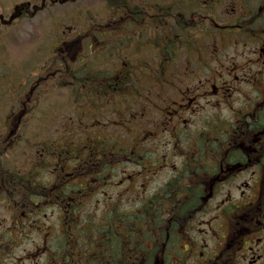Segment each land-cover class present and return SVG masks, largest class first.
I'll return each instance as SVG.
<instances>
[{
  "label": "flooded vegetation",
  "instance_id": "obj_1",
  "mask_svg": "<svg viewBox=\"0 0 264 264\" xmlns=\"http://www.w3.org/2000/svg\"><path fill=\"white\" fill-rule=\"evenodd\" d=\"M198 1V11L157 20L152 30L130 20L90 27V52L110 65L73 87L89 132L73 124V134L52 142L46 119L32 137L6 122L2 158L10 164H0V201L12 223L0 228V264L27 239L37 264H264V0H236L230 20L218 18L223 0ZM207 28L241 43L218 41L207 52L200 48ZM183 50L186 71L173 67ZM143 52L153 64L138 65ZM196 60L202 69L192 67ZM166 72H188L189 82L160 124L127 118L126 104L150 89L142 81L157 76L167 86L159 77ZM80 135L81 144L68 142ZM15 155L25 158L17 172ZM128 202L156 212H113Z\"/></svg>",
  "mask_w": 264,
  "mask_h": 264
},
{
  "label": "rangeland",
  "instance_id": "obj_2",
  "mask_svg": "<svg viewBox=\"0 0 264 264\" xmlns=\"http://www.w3.org/2000/svg\"><path fill=\"white\" fill-rule=\"evenodd\" d=\"M40 0H0V14L8 19L14 12L16 5L20 3L37 4ZM154 4L165 5L172 4L173 6L183 7L193 0H151ZM236 0H223L219 6L218 18L221 20H230L234 16L233 4ZM112 19V15L109 9L106 7V0H76L73 3L61 4L52 7L48 10L38 12L34 16H26L11 24L0 23V134L3 132L4 119L10 114L11 106H15L19 99H27L29 105H32V98L37 94L38 98L35 101V106L31 114H27V111L22 108L16 111L14 122L17 123L12 127L16 129L17 133H22L26 137H32V134L36 133L39 126L35 123H39L40 118L46 119L48 125H42L44 133L52 139V142L57 138H63L64 135L73 134L71 132L73 124H76L77 132L87 133L91 126L90 121L87 118H81L85 114H81L83 109L77 103H74L70 99L64 89H58L55 87V81L50 80L48 82V73L41 72L45 66H48V58L52 61V52L56 53L59 60H72L77 61L79 56L86 54L87 59L90 61L91 66L97 70L107 69L110 65V61L107 60L106 55H101L96 59H92L89 55L88 42L82 44L79 41L70 42V39L79 35L81 30H85L91 22H94L97 26H104L103 24ZM227 41L231 45L241 43V36L237 34H231L224 37H219L216 33L212 32L210 28H207L205 36L200 41V48L208 49L213 47L218 41ZM69 41V42H68ZM67 42V43H63ZM229 45V47L231 46ZM104 52H107L104 51ZM146 52V51H145ZM143 52L138 58V65L145 67L146 65L153 64L155 59H152L150 54ZM48 60V61H47ZM209 63L214 66L218 61L208 59ZM58 67V60L51 65V68ZM173 67L180 71H186L191 67L189 64V54L184 50L179 52ZM193 68L202 69L203 65L196 64ZM39 72V73H38ZM41 72V73H40ZM41 74L44 79L42 83L43 92L33 91L28 88L29 82L35 80L36 77ZM156 77H150V83H141L145 88L150 86L147 92H143L138 100V103L130 105L128 110H125L126 117L129 118L134 114L140 115V122L144 126L152 127L153 121H162L163 109L170 104L173 100H179V95L185 86L188 85L189 78L188 72H166L163 77V81H169L170 83L164 85H158L155 83ZM36 93V94H35ZM158 98V107L152 106V100ZM125 105V106H126ZM109 108V107H108ZM116 108V107H114ZM85 110V109H83ZM147 110L149 112H147ZM112 118H117L118 115L114 114V110L111 114ZM12 118V119H13ZM21 119V123H29L27 125H21L16 120ZM107 118H110L107 112ZM158 120V121H157ZM85 122V123H84ZM64 123V125H60ZM69 123L68 129H63ZM63 127V128H62ZM82 135L79 139H73L68 141L69 143L81 144ZM58 144L65 145V140H59ZM18 150V149H17ZM28 158L29 155L26 154ZM13 158V164L11 170L19 168L20 164L25 160L24 157ZM0 164L7 166L10 164V160H3L0 158ZM23 170L27 169V166H21ZM25 172V171H20ZM154 182L150 183L152 187ZM153 188V187H152ZM152 188L148 189L151 191ZM1 199V198H0ZM139 204L128 202L113 205L114 209L121 211H133ZM4 225L0 224V228H7L12 220L9 218V209L4 201H0V221L1 218H5ZM32 240H22L20 244L15 246L13 259L10 264H37L40 258L35 253H31ZM9 264V263H5Z\"/></svg>",
  "mask_w": 264,
  "mask_h": 264
},
{
  "label": "trees",
  "instance_id": "obj_3",
  "mask_svg": "<svg viewBox=\"0 0 264 264\" xmlns=\"http://www.w3.org/2000/svg\"><path fill=\"white\" fill-rule=\"evenodd\" d=\"M75 1L76 0H40L37 4L32 5V7H29V3H20L15 6L14 12L9 17L8 23H12L15 19L31 16L38 11L44 10L45 8L50 9L51 7L57 5V3H73ZM106 7L110 8L112 13L115 15L121 11L120 8L125 7L126 11L132 17L131 20L135 22L143 21L147 24L144 26L145 30L154 29V23L157 20L161 23L181 20L178 14H176L170 7L167 8L154 3H147L146 0H106ZM1 18H3V14H0V19ZM164 26L166 30V25ZM161 29H163V27H161ZM64 70L68 71L64 72V74L68 73L69 75L67 78L60 80L58 82L59 85H89V77L91 75L89 72H76L72 67H64ZM181 207L183 208L184 206ZM140 212L144 214H152L156 212V207L153 204H147Z\"/></svg>",
  "mask_w": 264,
  "mask_h": 264
}]
</instances>
